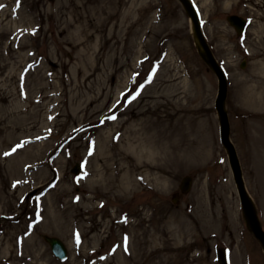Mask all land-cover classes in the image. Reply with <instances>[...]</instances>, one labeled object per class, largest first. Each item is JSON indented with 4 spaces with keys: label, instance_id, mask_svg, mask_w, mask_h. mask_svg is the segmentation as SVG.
Wrapping results in <instances>:
<instances>
[{
    "label": "rangeland",
    "instance_id": "374dc122",
    "mask_svg": "<svg viewBox=\"0 0 264 264\" xmlns=\"http://www.w3.org/2000/svg\"><path fill=\"white\" fill-rule=\"evenodd\" d=\"M191 2L264 231V0ZM0 6V264H218L219 248L264 264L220 142L218 80L179 0ZM229 15L249 21L240 37ZM138 128L162 145L143 155ZM138 163L149 180L134 181Z\"/></svg>",
    "mask_w": 264,
    "mask_h": 264
},
{
    "label": "water",
    "instance_id": "95a60500",
    "mask_svg": "<svg viewBox=\"0 0 264 264\" xmlns=\"http://www.w3.org/2000/svg\"><path fill=\"white\" fill-rule=\"evenodd\" d=\"M180 1L191 17V20H192V23L194 26L195 35H196L197 41H198L199 46L201 47V50L203 53L202 54L203 58H204L205 62L208 64V66H210V68L214 71V73L216 74V76L219 79V87H218V94H217L216 101H215V107H216V110H217L219 117H220L221 141H222L224 147L228 151L230 165H231V168L233 171L235 181L238 185L240 201H241V204L243 205V207L245 209L250 228H251L254 236L256 237V239H258L260 241V243L262 244V247L264 249V232L261 230V228L259 226L257 218L253 212L252 205H251V203L247 197V194L245 192L243 182H242V177H241V170H240L238 158L236 155V151H235L233 144L229 140V123H228V119H227V114L225 113L224 108H223V102H224L225 97H226V82H225L224 75H223L221 69L216 64V62H215L213 56L211 55L205 41L203 40V37L201 35L200 28H199V25L197 23V19H196L193 8L191 7L190 3L187 0H180ZM227 21L236 30V32L238 34H241V32L244 30V28L246 26L245 21L238 16H228ZM243 66L244 65L242 64L241 67H243ZM76 172L77 171L74 170V173H76ZM190 184H191V179L185 178L181 184V191L186 192L189 189ZM45 241H47L49 243L53 253L58 258H60V259L66 258L67 252H66V249H65L63 243L60 240H58L56 238H52V237H45ZM217 258H218L219 264H229L225 251H223V250L218 251Z\"/></svg>",
    "mask_w": 264,
    "mask_h": 264
},
{
    "label": "bare ground",
    "instance_id": "6f19581e",
    "mask_svg": "<svg viewBox=\"0 0 264 264\" xmlns=\"http://www.w3.org/2000/svg\"><path fill=\"white\" fill-rule=\"evenodd\" d=\"M196 43H197V40H196ZM196 46H197V48L199 47L198 43L196 44ZM137 132L139 133V137H138V141L140 142L139 149L143 155H144V152L147 153V150L149 151L148 153H150V152H152L154 147L156 148V147H159L162 145V142H163L162 139L156 138L155 135L150 134V132L147 131V128L146 129L145 128H138ZM140 137H141V139H140ZM166 141H168V148H169L170 141L169 140H166ZM130 149H132V147H130ZM134 149H136V148H134ZM153 151H155V150H153ZM143 155H142V157H143ZM154 159L158 160L159 159L158 155L157 156L155 155ZM12 168L15 169V165L12 166ZM130 170L132 172V177H133L134 181H136V180L137 181L149 180L148 170H143V166L141 164L138 163V164L132 165V167H130Z\"/></svg>",
    "mask_w": 264,
    "mask_h": 264
},
{
    "label": "snow or ice",
    "instance_id": "6c2138e0",
    "mask_svg": "<svg viewBox=\"0 0 264 264\" xmlns=\"http://www.w3.org/2000/svg\"><path fill=\"white\" fill-rule=\"evenodd\" d=\"M0 7H2V6H0Z\"/></svg>",
    "mask_w": 264,
    "mask_h": 264
}]
</instances>
